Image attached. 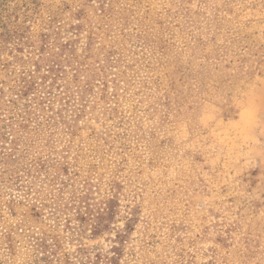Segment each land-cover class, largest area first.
I'll return each instance as SVG.
<instances>
[{"label": "rangeland", "instance_id": "374dc122", "mask_svg": "<svg viewBox=\"0 0 264 264\" xmlns=\"http://www.w3.org/2000/svg\"><path fill=\"white\" fill-rule=\"evenodd\" d=\"M3 10L36 39L49 34L43 48L6 44L0 59L62 93L46 105L55 134L37 142L65 183L43 174L34 191L58 205L36 214L33 193L34 209L7 214L30 226L7 264H45L36 244L53 240L52 264H264V0H0ZM2 188L0 205L18 201L14 182ZM75 196L84 215L114 198L109 229L67 230L57 210Z\"/></svg>", "mask_w": 264, "mask_h": 264}, {"label": "trees", "instance_id": "16d2710c", "mask_svg": "<svg viewBox=\"0 0 264 264\" xmlns=\"http://www.w3.org/2000/svg\"><path fill=\"white\" fill-rule=\"evenodd\" d=\"M39 7L40 4L36 2L33 15H39ZM12 15L6 10H3L0 14V30L2 31L0 33V55L6 49V44L10 43H17V47L25 45L32 47L37 42L40 43V47L42 46V48L43 45H46L49 34H39L37 35L38 39H36L33 33H30V28L25 27L26 25L24 24L26 21L23 24H16L12 21ZM47 18L48 24L46 27H53L56 20L55 14L51 11ZM8 23H10V26ZM27 32L30 35L26 36L25 33ZM90 39L92 40V37ZM53 63L50 67L51 69L47 70V73L58 72L60 62L58 63L56 60ZM11 66L10 63L1 61L0 59V200L5 197L2 185L8 180L14 182L19 194L18 201L12 197L8 200V207L5 204L0 205V264H7L9 261H14L17 255L16 244H20L15 238L22 236L24 232L26 233V226L30 228L27 222L23 223L19 221L17 224L10 223L7 214L13 217L14 209L22 205L28 206L34 203V206L31 207L34 209L37 206L35 204L36 202H39L40 205L37 208L41 210V212H36V214H42L44 208L49 207V201L50 205H58L57 197L52 192H50L49 196L44 197L43 191H34V183L38 182L43 174L46 175L43 184L48 182V185L53 188L57 185L65 184L63 182L60 183L59 176L56 173L61 167L58 166L57 161L53 163L50 153L52 151H48V153L45 151L48 145L44 146V148L37 142L38 140H43V136L45 137L46 134H55V130L54 133L50 131L57 127V125L50 123L53 117H50L45 111L50 110L51 107L46 105L52 103L62 93L56 94L54 92V84L52 85L53 87L50 86L47 89L39 85L37 82V73L39 71L33 72L26 68V66H23V70L17 74L15 70L11 69ZM35 66L37 69L41 68L39 64H35ZM12 77V81H5L6 78ZM56 77L57 75L55 74L54 80H56ZM46 78L44 77V79ZM89 85L90 83L84 85L85 92L91 90ZM56 89L59 90V87ZM34 136L37 139L33 140ZM33 148L35 151H38V156H35V152L32 151ZM64 190V188H60L58 193H62ZM33 193L37 195L36 202H32L31 196ZM88 197L86 195V199ZM79 200L81 198L75 196L70 200V207L68 205L58 206L57 214L60 215H58L57 220L64 219L67 230L72 229V220L79 221L82 224H90L93 229V235L97 236L109 229L116 216L114 198L103 200L95 210H91L85 215L76 208ZM71 210H74V219L70 216ZM120 238L122 236L118 234L117 239ZM36 245L37 250L35 251L42 253V255L49 253V255L40 259L45 264H52L50 257L56 256L58 254L57 252L61 249V246L56 240H53L51 244L43 241ZM114 249L116 255H121V249L119 247ZM96 258L101 259L100 256H96ZM111 261L108 260L107 264H110ZM96 263H99V260Z\"/></svg>", "mask_w": 264, "mask_h": 264}]
</instances>
